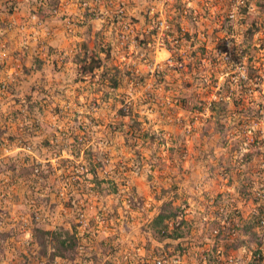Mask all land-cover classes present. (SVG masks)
I'll return each instance as SVG.
<instances>
[{
  "label": "rangeland",
  "instance_id": "rangeland-1",
  "mask_svg": "<svg viewBox=\"0 0 264 264\" xmlns=\"http://www.w3.org/2000/svg\"><path fill=\"white\" fill-rule=\"evenodd\" d=\"M165 205L179 264L264 219V0H0V264H44L37 226L80 237L55 264H155Z\"/></svg>",
  "mask_w": 264,
  "mask_h": 264
},
{
  "label": "trees",
  "instance_id": "trees-1",
  "mask_svg": "<svg viewBox=\"0 0 264 264\" xmlns=\"http://www.w3.org/2000/svg\"><path fill=\"white\" fill-rule=\"evenodd\" d=\"M102 52L106 53L105 57H102L100 51L96 49L88 50L85 53H79L76 57V62L78 64V72L82 76L94 75L97 70L104 69L106 66V61L110 55L108 49H102ZM105 70V69H104ZM111 72L104 71L103 77L109 78L111 80V85L114 87L119 86V80L117 74H112ZM254 76H252L253 78ZM126 115V111H123ZM167 206H163V209L153 220V227L159 233L160 241H163L166 238L173 240L169 243V247H172L174 252H170V255L180 256L183 253V250L189 244L185 238V230L183 226L187 225L186 219L180 217L176 212L167 211ZM173 221L175 225L174 231H167L169 227V221ZM262 219L258 220L257 223L254 221H247L238 227L242 230L247 236V239L254 240L257 243V249L253 251V255L245 264H264V235L258 234L254 228L260 225ZM34 235L36 238V243L39 246V256L40 258H46L44 264H55L57 258H62L65 260H74L79 255L81 240L77 236L76 231H71L70 229L60 228L58 230H50L44 227L37 226L34 228ZM215 237L216 247L212 248L211 254L209 255L208 261L211 260L215 263L216 256L220 255L218 252V247L222 246L224 256H227L232 251L237 250L240 246H245L247 244V239H237L239 237L233 238L230 234L225 235L224 231H219ZM178 251V252H176ZM215 260V261H214ZM211 261V262H212ZM222 262V261H221ZM227 262V260H226ZM224 264H228L224 263Z\"/></svg>",
  "mask_w": 264,
  "mask_h": 264
},
{
  "label": "built area",
  "instance_id": "built-area-1",
  "mask_svg": "<svg viewBox=\"0 0 264 264\" xmlns=\"http://www.w3.org/2000/svg\"><path fill=\"white\" fill-rule=\"evenodd\" d=\"M262 222L264 223V219L262 220ZM172 258H174V259H172ZM180 262H181L180 256H174L171 258H167L164 256V257L157 258L155 261V264H179ZM228 264H242V263H239L235 258L230 256V257H228Z\"/></svg>",
  "mask_w": 264,
  "mask_h": 264
}]
</instances>
